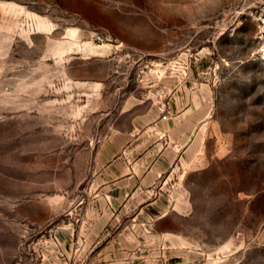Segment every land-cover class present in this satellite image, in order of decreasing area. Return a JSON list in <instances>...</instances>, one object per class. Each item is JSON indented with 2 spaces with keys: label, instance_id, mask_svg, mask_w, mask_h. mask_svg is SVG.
I'll return each mask as SVG.
<instances>
[{
  "label": "rangeland",
  "instance_id": "rangeland-1",
  "mask_svg": "<svg viewBox=\"0 0 264 264\" xmlns=\"http://www.w3.org/2000/svg\"><path fill=\"white\" fill-rule=\"evenodd\" d=\"M263 5L0 0V264H264V68L249 16ZM191 93L204 161L181 152L161 196L189 198L192 222L154 228L152 210L100 205L105 144ZM185 229L193 240L169 248Z\"/></svg>",
  "mask_w": 264,
  "mask_h": 264
},
{
  "label": "crops",
  "instance_id": "crops-1",
  "mask_svg": "<svg viewBox=\"0 0 264 264\" xmlns=\"http://www.w3.org/2000/svg\"><path fill=\"white\" fill-rule=\"evenodd\" d=\"M193 96L194 93H191V97L179 95L173 98L168 108L174 107L171 111L175 113H170L165 120H160L158 112L152 107L150 113L143 116L145 119L131 120L128 131L119 133L105 144L101 159L107 162L97 176V181H101L95 188L100 205L135 210V214L152 210L154 215L149 217V221H153L154 228L165 218L183 220L184 228L192 222V201L181 195L171 199L168 195L161 196L165 185L161 179L181 152L190 157L191 167L195 162L204 161L201 155L192 159L203 141L201 130L206 113ZM135 216L133 223L137 220ZM141 222L144 223L143 220ZM186 231L183 234L169 232L167 239H163L168 241L169 248H175L177 239L183 242L193 240ZM153 233L156 234L146 237L157 241L164 237L163 232ZM130 245L135 246L134 242Z\"/></svg>",
  "mask_w": 264,
  "mask_h": 264
},
{
  "label": "built area",
  "instance_id": "built-area-1",
  "mask_svg": "<svg viewBox=\"0 0 264 264\" xmlns=\"http://www.w3.org/2000/svg\"><path fill=\"white\" fill-rule=\"evenodd\" d=\"M249 16L255 22L253 36L255 47L252 52V57L264 68V5L259 6L255 11L250 12Z\"/></svg>",
  "mask_w": 264,
  "mask_h": 264
}]
</instances>
